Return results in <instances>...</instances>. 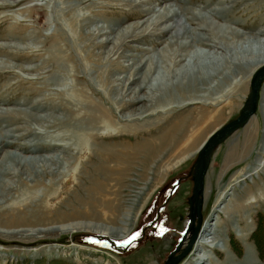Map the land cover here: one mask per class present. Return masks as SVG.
Masks as SVG:
<instances>
[{
    "label": "rangeland",
    "instance_id": "rangeland-1",
    "mask_svg": "<svg viewBox=\"0 0 264 264\" xmlns=\"http://www.w3.org/2000/svg\"><path fill=\"white\" fill-rule=\"evenodd\" d=\"M1 3L3 1L0 0ZM169 6L177 8L181 16L179 23L181 26L185 25L190 32L201 28L206 17L215 25L228 27L243 34L248 40L259 41L258 43L264 45V0H11L6 2V6L0 7V45L14 44L20 49L27 48V56L23 57L21 55L14 58L5 51L0 53V65L4 61L5 66L10 68L0 72V114L16 111L15 117L20 119L18 123H9L11 118L0 121V130L3 128L1 133L14 136V140L7 138L6 141L20 144L22 140L17 138L20 134L15 131L16 126H28L36 132L47 134L59 118L66 116L69 120L66 127L67 140L55 141L53 144L63 143L73 148V141L69 140L73 138V132L79 135L83 142V147L78 148L79 154L72 162L73 166L67 178L61 183L58 182L48 193L45 203L47 207L55 210L54 213L45 216L44 222L39 221H43L42 216L37 218V215L32 214L34 217H30V221L39 222L34 224L35 228H54L62 224L86 221L104 224L101 217L94 212L96 205H92L94 201L97 204V199L102 195L98 194L97 190H106L107 194H111L110 199L122 201V208L135 201L134 220H137L129 237L116 241L90 232H64L57 236L30 234L24 239L1 236L0 264H165L175 252L177 253L173 257L179 256L189 247L192 231H189L186 237L183 235L191 224L190 198L193 195L194 169L199 153L193 151L195 154L186 157V162L183 160L185 152H181L175 160H170L167 154L162 155L151 163H154L151 171L153 173L147 171V175H142L141 167H136L133 172L123 177L114 175L113 179L109 180L106 173L96 172L101 147L132 146L142 142L141 135H135L128 127L122 128L126 126L125 118L130 116V110L138 108L125 107L127 98L117 97L119 90L128 87L126 82L118 79L125 78L129 73L131 77L133 72L132 67L127 66L130 59H117L101 68L104 74L102 83L92 80L89 75L90 65L83 59V53L76 50L77 47L88 43L82 35L85 29L92 27L82 26L84 23L93 22V29L102 27L103 31L110 27L118 34L129 26L153 18L159 10H168L166 8ZM15 23L18 26L14 27ZM169 24L171 23L167 21L163 27ZM74 27L77 29L72 33ZM158 30L160 28L145 24L138 31L146 33L126 40L119 55H131L136 58L142 50H157L158 44L167 38L155 36ZM180 31V34L184 32ZM199 32L211 35L205 30ZM102 38L97 41L106 39ZM111 38H115V35ZM231 41L234 42L235 39L231 38ZM208 43L210 48L196 44L194 49L213 52L211 41ZM37 47L45 48L44 52L39 53L44 58L54 53L57 47L67 48L69 54L77 58V69L74 67L76 70L65 74L55 69L48 77L52 85L47 92L52 98L39 105L37 101L40 97L36 88H40L42 84H30L28 81L38 76L30 71L34 63H38V54L33 55ZM100 48H97L95 53L104 55L106 60L111 45ZM219 58L216 67L211 71L214 79L208 83L209 94L198 93L194 101L195 106L179 112L184 114L191 111L193 114L190 118L205 119L206 125L200 124L198 127L203 126L200 130L197 127L201 133L205 131L197 148L214 131L240 116L251 94L253 76L260 70V67L255 68L254 64L228 65L221 55ZM71 63L73 65L72 58ZM54 65L55 61L50 62L46 71L53 70ZM217 68L223 69L222 74H215ZM102 77L103 75H100V78ZM70 87H73L78 95L76 101L69 104L71 111L61 94ZM202 88L205 89L204 86ZM92 89H97L98 94L93 93ZM261 96L256 116L215 153L205 180L202 224L198 239L189 255L179 264H264V257L261 255V250L264 252V164L259 175L242 181L245 176L252 174L263 155L264 86ZM62 107L65 113L60 110ZM100 111L105 112L108 127L90 131L86 128L90 127L87 125L89 119ZM141 122L145 130H154L158 120L154 116ZM57 134L62 133L58 131ZM129 134L131 135L127 136ZM153 134L156 135L157 132L153 131ZM191 143L192 140L187 141V145ZM6 150L22 158H33L39 165L52 155L48 152L27 154L16 147L5 148ZM51 169H56V166H51ZM61 170H65V167L62 166ZM50 178L48 175L41 179L47 185L51 181ZM44 188H40V193H43ZM242 204L245 208L236 213L235 208ZM225 207H229L228 212L222 211ZM29 211L31 213L32 209ZM198 221L196 217V227ZM162 227L167 231L160 234ZM205 227L215 232L214 245L205 248L204 257L196 261L199 252L196 253L195 250L199 248L197 243ZM137 232L140 235L131 245H121L122 241L129 240ZM243 235L245 238L242 241ZM31 238L44 239V242L39 245L30 244ZM247 257L255 263H245Z\"/></svg>",
    "mask_w": 264,
    "mask_h": 264
},
{
    "label": "bare ground",
    "instance_id": "bare-ground-1",
    "mask_svg": "<svg viewBox=\"0 0 264 264\" xmlns=\"http://www.w3.org/2000/svg\"><path fill=\"white\" fill-rule=\"evenodd\" d=\"M1 1H3V3L0 4V7H3L6 6V2L11 0ZM146 1L148 0H145V2ZM166 9L168 10H159L153 18H147L144 22L129 26L123 31H119L118 34H116L115 30L110 27L106 29L107 31H103L101 29L102 27L93 29V26H95L93 22L82 24V26L89 25V27L92 28H89L88 30L85 29L84 34L82 35V37L85 38L84 40L88 43L84 46L77 47L76 50L83 53V59H85L90 65L89 75L92 80H98L102 83L104 81V74L101 71V68L104 65L111 63L112 60L117 59H130L131 61L127 66L129 68L132 67L131 72H133L131 77L129 73L125 78L118 79V81L126 82V87H128L119 90L117 92V97L123 99L127 98L128 102L125 107L134 106L138 108L130 110V116L125 118L126 126L122 128L128 127L132 133H135V135H141L142 142L132 146L118 145L101 147V150L98 152L99 162L96 165L95 171L106 173L108 176L107 180L113 179L114 175L123 177L124 175L133 172L136 167H141L142 175H147L146 172L148 171V173H150L153 169L154 163H151L159 159L162 155L167 154V157L170 160H175L179 158L181 152H185L183 155L185 156V159H183L185 161L186 157L193 156L195 153L200 152L204 143L207 141L203 142L199 148H197L205 135V131H202V133L199 131L204 125H206V123H204L205 119H200V117L190 118L189 116L193 114L191 111H187L184 114H179V112L183 109L185 110L186 108L195 106L194 101L196 100L198 93L209 94L208 83L214 79V74L211 73V71L216 67L217 62L220 60V55L223 58L222 60H225V63L228 65H244L247 63L249 65L254 64L255 68L260 67V70L264 69L263 43H258L259 41L254 40L251 41L250 39L248 40L243 34L229 29L228 27L225 28L215 25V23L210 22L206 17L203 19V25L201 28L190 32L184 24V26H181L179 23L181 16L177 8L169 6ZM79 18L80 16L77 19ZM167 21L171 24L163 27ZM147 23L149 24V27L160 28V30L155 32V36L167 37L158 44L157 50L155 48L150 50V52L142 50L141 54L136 58L131 55H129V57L119 55L120 49L126 40L133 37L137 38L143 33H146L138 30ZM185 23L188 24L187 22ZM13 25L14 27L18 26L17 23ZM76 29L77 27H74L72 33H75ZM180 30H182V32L184 30V32L180 34ZM200 30L208 31L211 35L199 34ZM112 35H115V38L112 39ZM102 37H106V39L98 42L97 40ZM231 38H234L235 41L232 42ZM11 39V41H13L12 37ZM208 41H211L212 43L211 47L213 52L194 49L196 44L204 48H210ZM106 45H111V48L107 53V59L104 60V55L96 54L95 50L97 48L101 49V46ZM38 48L39 47L33 51V55L38 54V63H34V67L30 70L35 72V74H38V76L28 80L30 84H42L40 88H36V93L40 97V100L37 101V105L44 101H49L52 98V95L47 92L52 85L49 83L48 77L52 75L55 69H59L65 74L77 69V66L75 65L77 58L69 54L67 48L57 47L56 51L50 54L48 58H44L39 54L44 52L45 48ZM3 51L14 58L21 55L22 57L27 56V48L20 49L14 44H1L0 53ZM71 58L73 59V65L71 63ZM52 61H55L54 69L46 71ZM6 69L10 68L9 66L6 67L3 61L0 65V72ZM222 70L218 69L215 74H222ZM100 75H103V77L100 78ZM17 78L18 77H16V79ZM61 82L64 81L61 80ZM202 86H204L205 89H203ZM92 91L93 93L98 94L97 89H92ZM61 94L68 107L69 104L76 101L78 97L73 87L63 90ZM197 108L203 109L199 107ZM60 110L64 113L66 112L63 107ZM110 112L113 113L112 111ZM15 114L16 111H7L4 114H0V121L5 120V118H11L9 123H18L20 119L15 117ZM20 116L24 118L21 113ZM154 116H156L158 120V122L155 123L154 130H145L141 121L146 118L152 119ZM164 117L165 119L162 120ZM68 121L69 120L66 116L59 118L52 125L51 132L47 134L36 132L33 128L26 127L25 125V127H21L18 124H15L18 125L16 126L17 128L15 131L20 134L16 137L19 141L22 140L20 144H13L10 143V141H6L7 138L14 140V136H9V133H1V130L3 129L1 128L0 237L24 239V237H27L30 234H35L36 236H57L64 232H90L116 241L128 238L134 230V224L137 221L136 219L134 220V208L136 202L129 203L130 206L122 208V204L124 203L122 201L120 202V200L110 199L111 194H107L106 190H97V193L102 195H100V199H97L99 201L97 204L96 201L92 204L96 205V207H94V212L101 217L104 224L101 222L86 221L70 223L67 225L62 224L54 228H50V226L35 228L34 224L38 221H30V217L37 215V218L42 216L43 221H39L44 222L45 216L54 213L55 210L47 207L45 203L48 193L58 185V182L61 183L67 178L73 166L72 162L79 154L78 148L83 147L82 138L75 134V132L72 134L73 138L69 139L73 141V148L68 144H53L55 141L66 142V127ZM129 124L132 125L129 126ZM200 124H203L201 128L198 127L201 126ZM87 125L90 127H84L88 128L90 131L97 130L98 128L107 129L108 125L107 122H105V112L100 111L99 114H93ZM197 127L200 129L198 130ZM58 131L62 134H57ZM153 131H156L157 134L154 135ZM130 135L131 134L127 136ZM29 136L30 139H28ZM189 140H192V143L187 145V141ZM13 147H16L17 150L27 154H42L48 152L52 155L47 158V160L42 161L43 163L40 162L39 165L37 160L33 158H22L11 151H5V148ZM193 151L196 152L194 153ZM262 153V158H259L260 165L257 164L252 174L248 177L245 176L243 180L241 179L242 181L259 175L264 164V149ZM183 160L181 161L183 162ZM150 164L151 166L148 169ZM54 165L56 166V169L53 170L51 169V166ZM62 166L65 167V170L63 171L61 170ZM48 175L51 177V181L46 185L41 178ZM23 176L29 178L26 179ZM159 177H161V175H159ZM238 184H234V186ZM41 187H45L43 193H40ZM96 195L97 194H95V196ZM115 201L117 204H115ZM221 207L222 205H220L219 208L221 209ZM243 208H245L244 204L239 205L235 208V212L237 213ZM30 209H32L31 213L29 211ZM222 211L228 212L229 207H225ZM8 217H10L9 220L7 219ZM53 221L56 224L55 220ZM60 221L62 222V220ZM63 222L65 221L63 220ZM244 223L247 224L246 222ZM193 227L194 224L188 226V228L191 229H193ZM214 233L215 232L212 230L210 231V228H204L197 243L199 248L195 250L196 253L199 252L200 257H198L196 261H199L204 257L203 253L205 252V248H210L214 245L213 241L216 237L214 236ZM244 238L245 235L241 237V240L243 241ZM42 242H44V239H30V244L39 245ZM224 252L227 253L228 251ZM248 257L245 263L247 261L255 263L254 260L248 259Z\"/></svg>",
    "mask_w": 264,
    "mask_h": 264
},
{
    "label": "water",
    "instance_id": "water-1",
    "mask_svg": "<svg viewBox=\"0 0 264 264\" xmlns=\"http://www.w3.org/2000/svg\"><path fill=\"white\" fill-rule=\"evenodd\" d=\"M264 84V69L256 72L252 81H251V94L247 99L240 116L230 122L229 124L221 127L220 129L214 131L211 136L204 143L201 148L197 162L194 169V190L193 195L190 198L191 206V224H194L193 229L188 228L185 231L183 237H186V234L189 231H192V238L189 244V247L179 256L173 257L175 254L171 255L165 264H179L188 254L192 251L195 241L198 238L201 224H202V205H203V196L205 191V180L207 174L210 170L214 156L218 148L223 145L232 135L237 131L244 129L253 117L256 116L259 104L261 103V92ZM196 217H198V227H196ZM185 240V239H184ZM181 246L179 247L180 250Z\"/></svg>",
    "mask_w": 264,
    "mask_h": 264
},
{
    "label": "snow or ice",
    "instance_id": "snow-or-ice-1",
    "mask_svg": "<svg viewBox=\"0 0 264 264\" xmlns=\"http://www.w3.org/2000/svg\"><path fill=\"white\" fill-rule=\"evenodd\" d=\"M164 231H167V229H163V227H162V231H161L160 234H163ZM139 235H140L139 232L135 233V234H134L129 240H127V241H122V242H121V245H122V246H128V245H131V244L133 243V241H135L136 239H138Z\"/></svg>",
    "mask_w": 264,
    "mask_h": 264
},
{
    "label": "trees",
    "instance_id": "trees-1",
    "mask_svg": "<svg viewBox=\"0 0 264 264\" xmlns=\"http://www.w3.org/2000/svg\"><path fill=\"white\" fill-rule=\"evenodd\" d=\"M258 239V238H257ZM259 242V239H258ZM261 243V242H260ZM261 255L264 257V252L261 250Z\"/></svg>",
    "mask_w": 264,
    "mask_h": 264
}]
</instances>
